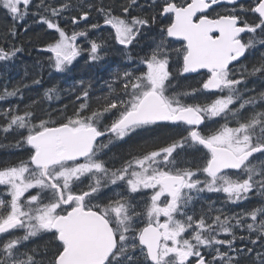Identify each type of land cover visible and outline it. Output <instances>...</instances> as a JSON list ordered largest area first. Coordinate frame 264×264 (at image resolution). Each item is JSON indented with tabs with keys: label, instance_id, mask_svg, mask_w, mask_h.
Masks as SVG:
<instances>
[{
	"label": "snow or ice",
	"instance_id": "obj_1",
	"mask_svg": "<svg viewBox=\"0 0 264 264\" xmlns=\"http://www.w3.org/2000/svg\"><path fill=\"white\" fill-rule=\"evenodd\" d=\"M0 12V264H264V0Z\"/></svg>",
	"mask_w": 264,
	"mask_h": 264
},
{
	"label": "trees",
	"instance_id": "obj_2",
	"mask_svg": "<svg viewBox=\"0 0 264 264\" xmlns=\"http://www.w3.org/2000/svg\"><path fill=\"white\" fill-rule=\"evenodd\" d=\"M106 3H112L113 0H105ZM10 21L9 20H6L4 18V16H1L0 17V30H2V26L9 23ZM29 24L32 23L31 20L28 21ZM35 29V32L33 31H30L27 36L24 35L23 33V30L22 28H18L17 30L21 33V40L23 41H27L29 38L35 40L36 38V34L39 33L40 35H43V30L41 29H37V28H34ZM0 43H2V41H0ZM11 43V41H10ZM29 51H32L31 47H29ZM36 57V53L33 52L31 56H29L27 53H25L24 57L22 58V60H24L22 63L23 65L21 64L20 66H16L15 70L12 69V76L15 78V79H19L21 75H23V69L25 66H28V68L30 69L33 62H34V59ZM19 65V64H18ZM86 69L83 67V61L80 62V65L77 67V70H76V73L74 74H77V75H83L85 73ZM70 82V81H69ZM64 85V80L62 77L60 76H57L56 78L54 79H49L47 76L45 77V85L44 87H49L51 85ZM66 86V85H65ZM256 87H258V85H256ZM42 91L43 89H41V94H42ZM37 96V93L36 92H26L25 94V101L27 102L28 98L29 97H32V98H35ZM67 102V101H65Z\"/></svg>",
	"mask_w": 264,
	"mask_h": 264
},
{
	"label": "rangeland",
	"instance_id": "obj_3",
	"mask_svg": "<svg viewBox=\"0 0 264 264\" xmlns=\"http://www.w3.org/2000/svg\"><path fill=\"white\" fill-rule=\"evenodd\" d=\"M1 16H4L3 12H0V17H1ZM34 28H36L35 25H33V29H34ZM21 64L23 65V63H20L19 65H17V67L20 66ZM24 68H28V66H25ZM214 197H215V198H214ZM212 198H213V199H216V195H213Z\"/></svg>",
	"mask_w": 264,
	"mask_h": 264
},
{
	"label": "flooded vegetation",
	"instance_id": "obj_4",
	"mask_svg": "<svg viewBox=\"0 0 264 264\" xmlns=\"http://www.w3.org/2000/svg\"><path fill=\"white\" fill-rule=\"evenodd\" d=\"M19 28V27H18ZM17 28V29H18ZM20 29V28H19ZM24 60H21V63L23 62ZM8 73H11L12 74V69L11 68H9L8 69ZM7 159H12L13 157H11V156H8V157H6ZM215 198V197H214ZM216 199H217V196H216Z\"/></svg>",
	"mask_w": 264,
	"mask_h": 264
}]
</instances>
